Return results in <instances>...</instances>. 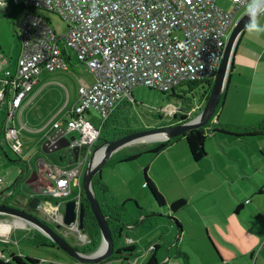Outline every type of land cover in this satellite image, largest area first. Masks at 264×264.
I'll use <instances>...</instances> for the list:
<instances>
[{"label": "built area", "instance_id": "1", "mask_svg": "<svg viewBox=\"0 0 264 264\" xmlns=\"http://www.w3.org/2000/svg\"><path fill=\"white\" fill-rule=\"evenodd\" d=\"M8 1L0 0V8L7 7ZM11 1L23 7L26 15L16 68L8 66L0 54V104L8 103L4 142L18 157L24 154V143L15 118L41 73L67 70L63 55L70 49L95 77L91 86L80 88L78 102L66 121L67 130L78 134L69 146L73 163L52 169L50 184L41 195L44 199L65 200L73 193L74 182L80 186L74 198L77 223L64 227L70 233L75 227L79 231L81 179L104 125L120 107L131 102L137 87L169 93L186 82H213L236 17L249 0H228L234 6L230 11L220 7L217 0ZM41 12L59 16L68 24L67 33L58 37ZM179 110L170 105L167 114L174 117ZM93 111L100 115V126L88 117ZM75 151H79L78 161ZM4 182L0 177V203L7 205V197L2 195ZM65 207L66 203L55 206L42 200L38 209L60 223ZM81 236L84 243L90 242L88 236ZM132 259L129 264H137Z\"/></svg>", "mask_w": 264, "mask_h": 264}, {"label": "rangeland", "instance_id": "2", "mask_svg": "<svg viewBox=\"0 0 264 264\" xmlns=\"http://www.w3.org/2000/svg\"><path fill=\"white\" fill-rule=\"evenodd\" d=\"M217 4L227 11H230L234 7L228 0H217ZM246 9L247 7L237 15L235 24L238 23L246 13ZM22 10L23 9L17 6H12L7 10L0 9V42L4 53H6L7 57L10 59H17L19 53V38L17 37L16 32L17 29L20 28V21H22L25 16V12H22ZM41 15L45 16L50 21L51 27L58 37L67 33L68 24L59 16L48 12H41ZM68 52L72 55L70 50H68ZM72 60V63L68 62V71L56 70L53 73L49 72V82H51V84L49 85V88L43 92L36 106L32 110L26 112L24 117L26 123L27 119L30 117L31 123L39 126L45 122H57L63 127L66 125V123L63 122V118L66 115V117H68L69 111H72L78 102L80 87L94 83V77L88 71L86 66L78 62L76 57H72ZM40 79H42V77H40ZM181 91H188V89L182 88ZM197 93L199 94V90L195 93L196 98H193L192 94L188 93L187 96H185L188 101H183L178 97H170L146 87H137L133 90V99L131 102H127L120 107L113 114L109 122L104 125L101 133L102 137L106 143H109L125 137L127 133L132 134L176 126L177 124L172 125V123H175L176 121L174 120V117L167 114L170 105L179 107L180 110L178 111V114L188 116L189 122L193 121L200 115V112L198 114L197 110L194 111V109H189L192 105L197 108L200 104ZM179 94L184 97L182 92ZM90 115L91 116H88L89 119L92 120L96 126H100V115L96 111L91 112ZM52 128L53 126L51 129ZM74 135L78 134L76 133ZM21 138L25 144L29 145L30 153L32 154L36 153L35 145L37 143V145L40 144L41 154L43 158L47 161L49 160V164H51V162L53 163L56 158H58V162L62 164V158L66 161L70 153L68 147V149H62L57 152L46 154L43 150L45 143L43 134L36 135L24 131ZM259 138L260 137H251L238 140L227 135H209L206 141V152L208 156L201 162H195L193 160L187 140L181 136L178 140L173 142L170 148L158 155L145 153L139 159L129 163H117L116 161L122 158V156L135 151L138 152V150L150 149L153 146L162 143V141L154 143L137 142L118 151L114 155L115 157L111 158L109 163L102 169L100 175L102 182L109 187L111 196L119 203L129 202L127 204V207H129L127 221L131 222L136 215L137 203L139 207L148 212V219H151V222L153 223L152 226L147 224L148 227L146 228L138 227L133 230V232L130 233V236L135 239L132 243H129L125 233L118 241V245L121 247L125 245L132 246L135 242L139 241L137 247H139L138 250H141L143 253L141 257H136L132 260L138 261V259H140V264H143V262H145L144 260L148 259L149 256L146 258V255H150L151 251L148 249L152 246L157 244L163 245L164 242H167L169 245L175 244L179 234L176 230L171 228L172 223H170L167 218L168 216H171L177 219L183 226L184 234L180 243V248L184 253L189 255L191 260L190 264H224L219 256V250L215 249L209 240L207 230L201 228L206 227L205 225L209 222V214L207 211L213 208V206L210 205V201L213 197H206V195L214 193L215 197H217L219 194L226 195L228 192L231 194L233 187H238V185L237 183L231 184V182L224 176L219 177L218 175L221 174L224 169L231 167L227 161L229 158L226 159L221 155L220 169L216 170L211 166L212 158L210 155L215 154V151L220 147L225 148L230 153H237V151L242 150L243 146L251 147V144L253 145L255 140H258ZM1 140L4 141L3 133L1 135ZM5 146L10 157L9 159H13L14 161L12 164H14L15 167L18 166L17 164L20 162L18 156L11 150L9 145L6 144ZM94 151L95 146L90 155V159L93 156ZM90 159L87 163V168ZM147 168L149 169L148 176L152 179L158 191L167 201V206L164 208H158L150 191L144 185L145 169ZM84 174L85 172L81 179L82 182ZM79 190L80 186L74 182L73 193L68 198L65 200L54 198L51 201H53V205L55 206L57 201L58 204H67L74 199ZM133 197H137V200ZM179 200L187 201L188 207L178 213H171L169 207ZM8 203L10 207L27 211V208L21 205L24 203L19 197L13 201L8 200ZM26 205L27 204H25V206ZM158 210L162 214H156V211ZM197 210L204 213V217H206L201 218V220L198 221V224L192 221L193 212ZM63 211L65 210L63 209ZM39 214L40 216L38 214H34V216L47 223L50 228L58 231L60 235L64 236L61 232L64 228L58 230L56 227L62 224L61 221L60 223L56 222L55 217L53 218L50 214L45 212ZM157 215L163 216L159 217ZM197 230L202 232V239L197 237ZM79 231L75 227L71 232L73 234L72 237L70 239L66 237L67 240L74 246L87 245V242L84 243V239H82L81 236L87 235L83 234V231L80 229ZM32 232H34L33 234H41L40 231L21 218L0 215V240L11 241L10 245L9 243H6V245H9V251L16 252L24 257L39 259L46 262V264H50L51 262L80 264L58 248L37 246L33 242L34 240H32L35 235L33 237L30 236V233ZM250 242L248 236H245L241 240V243H247L245 245L246 248L251 246ZM169 245L167 247H169ZM0 249V251L6 255L7 252L1 245ZM99 251L100 250H96L91 253V255L98 253ZM235 251L237 252L238 250ZM257 252H259V250ZM114 256L117 258L120 255L115 252ZM255 257H257V254ZM167 259L168 256L163 254L161 257V264H170L172 261L177 264H183L182 259H175L174 257H172L170 261ZM130 260L131 259H129V261ZM113 264H129V262L127 263V261H124L123 259H115Z\"/></svg>", "mask_w": 264, "mask_h": 264}, {"label": "crops", "instance_id": "3", "mask_svg": "<svg viewBox=\"0 0 264 264\" xmlns=\"http://www.w3.org/2000/svg\"><path fill=\"white\" fill-rule=\"evenodd\" d=\"M12 6L15 7L17 5L9 0L7 7L0 9L7 10ZM20 8L23 9L22 12L24 11V15H26V10L23 7ZM24 19L25 16L22 21H20V28L17 29L16 32L17 37L19 38V53L21 51L19 41L21 40ZM259 22L264 24V16L259 18ZM68 50L70 49H65L63 55L67 63V70L62 69L63 71L69 70L68 62L72 63V57H76L72 50H70L72 55ZM19 53L18 57L20 56ZM0 54L3 56V59L6 60L7 65L14 70L16 68L18 57L17 59L8 58L3 51L1 42ZM40 77H42V79H40ZM40 77L39 82L29 93L27 99L23 103L21 111L16 116L15 125L21 132V136L24 131L36 135L43 134L44 145L54 133L66 129V133L58 139L59 145H66L67 140H71L77 136L74 135L76 133L68 131L66 125L63 127L57 122H45L39 126L32 124L30 117L27 119V123L24 121L26 112L32 110L36 106L43 92L47 90L51 84V82H49V71H43ZM92 84L82 87H88ZM224 94V104L215 118V122L219 121L224 125L238 126L242 128L258 127L264 124V33L254 34L245 30L241 35L236 46ZM204 103L205 101L200 103L197 108H202ZM7 107V102L0 104V177L5 181L2 185V192L7 193L5 194L7 202L8 200L13 201L19 197L24 204H27L33 199H36L38 194H42L43 190L50 184L49 172L52 169L67 168L73 163V161L71 154L69 153L66 161L62 158V164L58 162V158L54 159L53 163L51 162V164H49V160L47 161L41 154L40 144L37 145V143L35 145L36 153L32 154L30 153L29 145L23 142L24 154L22 157H18L20 162H18V166L15 167L14 164H12L14 163L13 159H9L10 157L5 146L6 143L1 140L3 124L7 117ZM70 112L71 111H69V113ZM66 116L63 118V122L65 123L68 119ZM56 124H59L60 128H55ZM52 126L53 128L51 129ZM259 137L260 138L255 140L253 145L251 144L252 142L250 143L251 147L243 146L241 151H237L238 154L235 152L230 153L225 148L220 147L215 151V154L210 155L212 158L211 166L216 170L220 169L221 155L226 159L229 158L227 161L231 167L224 169L223 172L218 175L219 177L224 176L231 182V184L237 183L238 185V187H233L231 194L228 192L226 195L219 194L217 197H215L214 193L206 195V197H213L210 201V205H212L213 208L207 211L209 214V222L205 225L206 227L201 228L207 230V236L209 240L212 241L215 248L219 250L224 264H264V135ZM139 151L142 150H138V152ZM114 157L115 156L112 158ZM133 198L137 200V197ZM156 214L162 213L158 210L156 211ZM204 216V213L197 210L193 212L192 221L198 224V221L201 220V218H206ZM135 229V227H132L131 230H127L126 237L133 239L130 236V233ZM197 231V237L202 239V232L200 230ZM61 232L69 239L73 235L66 229L61 230ZM33 233L34 232L30 233V236L33 237L36 235ZM245 236H248L251 241V246H249V248L245 247L247 243H241L242 238ZM32 240H34V238ZM6 243H9L10 245L11 241L0 240V245L4 249H7ZM138 244L139 241L135 242L132 246L125 245L121 247L117 244V248L133 247L138 255L131 258H139L143 252L138 250ZM168 245L167 242H164L162 245L167 248L166 251L175 246L173 244L167 247ZM235 250L238 251L236 252ZM258 250L259 252H257ZM163 254L168 256V261L171 260L169 258V253L163 252ZM256 254L257 257H255ZM6 256L7 253L4 255L2 251H0V259L7 261L8 259ZM148 256L149 254L146 255V258ZM140 261L141 260L138 259L137 264H140ZM144 261L146 262V260ZM145 262H143V264ZM170 264L177 263L172 261Z\"/></svg>", "mask_w": 264, "mask_h": 264}, {"label": "trees", "instance_id": "4", "mask_svg": "<svg viewBox=\"0 0 264 264\" xmlns=\"http://www.w3.org/2000/svg\"><path fill=\"white\" fill-rule=\"evenodd\" d=\"M213 84H214V81L213 82H206V81L205 82L204 81L186 82L182 84L181 86H179L177 89L169 93H163V94H166L170 97H178L180 100H183V101H188V99L185 96H187V94L190 93L192 94L193 98H196L195 93L199 90V94L197 93L198 94L197 97L199 96L200 103H203L204 101L205 102L208 101L212 88H213ZM182 88H187L188 91H181ZM181 92L183 93L184 97L180 96L179 93ZM224 100H225V94L223 95L221 104L217 110L215 117L206 127L192 130L186 133L184 136H181L187 140V144L189 147L191 157L193 158L195 162H201L207 157L206 141L209 135H213V136H217L218 134L225 135V136L227 135V136H231L232 138H236L238 140L251 138V137H259V136L264 135V124L258 127L242 128L238 126L224 125V124H221L219 121L215 122L214 120L217 117L218 113L220 112L224 104ZM204 106H205V103L202 106V108H195L194 105H192V107L189 109L197 110L198 114L199 112L201 114L203 109L205 108ZM174 120L176 121L175 123H172V125L173 124L181 125V124H185L189 122L188 116H185L182 114H176L174 116ZM129 134L130 133H127L126 135H129ZM178 139L179 137L166 141V142L159 143L150 149L148 148L146 150L135 152L133 154H127L123 156L122 158L118 159V161L116 162L117 163H129V162L139 159L145 153H151L154 155H158L159 153L170 148L173 142ZM105 143L106 142L104 141L102 134H101L98 142L95 145V149L103 146ZM148 171H149L148 168L145 169L144 185L150 191L153 199L158 205V208L159 209L164 208L165 206H167V201L164 198V196L158 191L152 179L148 176ZM93 190L95 192L97 199L100 202L103 213L108 218V223L110 225V229H111V232L114 238L115 252L118 255H120L117 258L115 256H112L111 258L106 260L104 263L114 261L115 259H123L124 261H128L129 259H132L131 257L137 256L138 255L137 251L133 247L117 248V244H118V241L126 233V231L131 230L132 227L146 228L148 227L147 224H150V226L153 225V223L151 222L152 220L148 219L149 218L148 212L144 210L143 208L139 207L137 203L135 202L136 207H137L136 215L134 216L131 222L127 221V218L129 216V213H128L129 207H127L128 206L127 204L129 202L119 203L114 197H112L109 187L102 182L100 174H98L93 181ZM5 194L7 193L5 192L2 193L3 196ZM41 195L42 194H38L36 196V199H39L40 202L42 200H46V201H50L51 203H53V201L47 198L44 199ZM83 203L85 204L86 216H85V223H84L85 229L82 233L88 236V239L90 242L87 245L75 246V247L81 253L90 255L91 253H93L94 251L100 248L101 243H102V238H101V232H100L98 223L94 217V214L92 213L89 202L86 200V197L84 195V190H83ZM55 204L59 205L58 201ZM187 207H188L187 201L179 200L173 203L169 208H170V212L175 214ZM157 216L162 217L163 215H157ZM167 218H168V221L172 223L171 228L173 230H176L179 234L175 241V244H174L175 246L172 249H169L168 251H166L167 249H165V247L159 244L152 246L153 250L150 252L149 257L144 264H161L160 258L163 252L169 253L170 259L174 257L175 259H182L183 264H190L191 260H190L189 255L187 253H184L182 249L180 248V240L184 233L183 226L177 219L171 216H168ZM127 239H131V238H127ZM131 240L134 242L133 239ZM33 242L39 247L57 248L54 242H52L50 239H48L47 237L41 234H36L34 236ZM8 246L9 245H6L7 249H5L7 252L8 260L5 261V260L0 259V264H46L45 262L41 260L33 259L29 257H23L22 255L16 252H11L9 251L10 248Z\"/></svg>", "mask_w": 264, "mask_h": 264}, {"label": "water", "instance_id": "5", "mask_svg": "<svg viewBox=\"0 0 264 264\" xmlns=\"http://www.w3.org/2000/svg\"><path fill=\"white\" fill-rule=\"evenodd\" d=\"M248 16L246 13L242 16V18L236 23L231 31L229 36L226 50L224 53L223 60L220 64L217 76L214 80L213 88L210 94L208 101L206 102V106L203 109L202 113L193 121L187 122L185 124L171 126L166 129H157V130H150L145 132L139 133H132L122 137L120 139L114 140L109 143H105L103 146L96 148L93 156L90 159L88 168L85 171L82 187L84 190V195L86 200L89 202L90 208L94 217L98 223L102 243L98 250V253L85 255L81 253L74 245H72L66 238V236H62L58 233V231L49 227V225L39 218L35 217L33 214L29 213L28 211L21 210L18 208L10 207L9 205H0V215H8L13 217H18L34 228H36L40 233L54 242L58 249L62 250L66 253L69 257L76 260L80 264H102L115 253V243L114 238L110 229V225L108 223V218L102 211L101 205L99 200L97 199L95 192L93 190V181L95 177L100 174L102 169L109 163L111 158L121 149L128 147L129 145L135 144L142 139L160 134V133H169V137L167 139L161 140L162 142H166L180 136H184L186 133L196 130L199 128L206 127L212 119L215 117L217 110L221 104L227 82L229 79V73L232 66L233 57L235 54L237 43L246 30L245 25L248 22ZM66 133V129H62L54 133L51 138L46 142L43 147V150L46 154H50L53 152L60 151L62 149H68L70 143L75 140V137L71 140H67L66 145H59L58 139ZM50 147V149H49ZM102 149H106V155L103 160L95 165V160L98 152ZM75 161H78L79 158V151L74 152ZM40 200L33 199L29 204V208L32 210L38 209ZM77 208L78 204L76 200H72L66 204L64 218L62 224L57 226L58 230L63 229L64 227L71 228L77 223ZM85 216H86V209L85 204H81V211L79 222L80 226L79 229L84 231L85 226ZM104 250V251H103ZM129 260L127 261V263Z\"/></svg>", "mask_w": 264, "mask_h": 264}, {"label": "clouds", "instance_id": "6", "mask_svg": "<svg viewBox=\"0 0 264 264\" xmlns=\"http://www.w3.org/2000/svg\"><path fill=\"white\" fill-rule=\"evenodd\" d=\"M246 15L249 18L245 25L246 30L254 34L264 33V24L259 22V18L264 16V0H249Z\"/></svg>", "mask_w": 264, "mask_h": 264}, {"label": "bare ground", "instance_id": "7", "mask_svg": "<svg viewBox=\"0 0 264 264\" xmlns=\"http://www.w3.org/2000/svg\"><path fill=\"white\" fill-rule=\"evenodd\" d=\"M169 136H170L169 133H160V134H156V135H152V136L146 137V138L142 139L139 142H141V143H154V142H157V141H161V140L167 139ZM106 152H107L106 149H102V150H100L98 152V154L96 156V160H95V165L99 164L103 160V158L106 155ZM0 205H4V204L0 203Z\"/></svg>", "mask_w": 264, "mask_h": 264}, {"label": "flooded vegetation", "instance_id": "8", "mask_svg": "<svg viewBox=\"0 0 264 264\" xmlns=\"http://www.w3.org/2000/svg\"><path fill=\"white\" fill-rule=\"evenodd\" d=\"M178 125V124H177ZM6 201H7V198H6ZM31 203V201L29 203H27V205L25 206V204H21L23 205L25 208H27L26 210L31 213V214H38L40 216L39 213H43L42 211H40L39 209H36V210H32L31 208H29V204ZM17 204H20V203H17ZM7 205H9V203L7 202ZM39 206V205H38ZM42 235V234H41ZM84 254V253H83ZM87 255V254H85Z\"/></svg>", "mask_w": 264, "mask_h": 264}]
</instances>
